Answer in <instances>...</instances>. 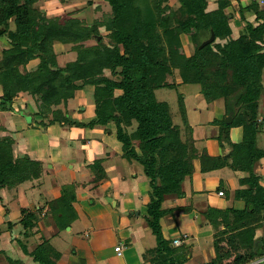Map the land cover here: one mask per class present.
I'll use <instances>...</instances> for the list:
<instances>
[{"label": "trees", "instance_id": "16d2710c", "mask_svg": "<svg viewBox=\"0 0 264 264\" xmlns=\"http://www.w3.org/2000/svg\"><path fill=\"white\" fill-rule=\"evenodd\" d=\"M105 1L112 12L106 24L107 41L102 42L95 32L98 25L88 28L80 20L64 18L63 15L48 18L36 9L38 0H0V30H3L0 36L5 40L4 47H0V111L12 112L13 101L26 94L37 104L33 112L35 116L42 120L52 116L49 124L75 128H105L113 124L122 158L139 165L148 181L144 217L156 243L152 250L147 251L148 261L150 264H181L176 258L180 248H173L172 241L165 240L162 235L160 220L168 212L162 204L166 197H183L182 184L193 174V161L198 160L200 172L206 173L211 170L209 162L212 158L195 148L193 128L187 123V132L182 139L181 126L173 123L168 103L158 101L156 93L168 89V77L175 73L179 74L181 83L200 84L205 96H210V93L213 98L224 96L226 103L241 92L233 122L226 124L222 121L224 128L221 129L220 144L222 146L224 142L231 146L229 159L232 158L233 170L248 176L240 179L246 189L238 191L244 208L229 209L233 216L231 221L217 210H209L205 220L212 226L215 238L230 232L226 243L251 248L248 254L235 256L230 264H246L263 257L264 252L254 248L253 236L259 225L254 216L264 212V187L254 172L256 163L264 158V151L257 147L256 142L260 127L257 102L264 91L261 84L264 8L250 2L244 8L247 12H240L241 18L244 19V14L248 13L262 23L257 27L246 23L238 36L232 38L229 19L224 12L230 6L229 0L217 1V8L210 12L206 11V0H179L176 12L167 5V0H156L158 5L154 12L151 8L148 12L126 11L128 7L134 9L141 2L139 0ZM155 16L160 17L159 21L154 20ZM211 31L215 36L214 42L200 48ZM181 35L195 39V52L190 57L184 53L179 40ZM86 41H94L95 44H80ZM55 43L73 45L76 59L64 67H57L53 51ZM35 60H38L35 68H28V64ZM106 70L111 77L105 76ZM89 87L93 90L95 102L94 119L89 125L70 122L60 109L51 111V107L65 106L76 92ZM239 115L240 121L236 122ZM232 127H242L239 143L234 144L229 139L228 131ZM9 141H3L0 149V189H11L14 184L38 179L41 174L37 161L28 156L11 157ZM90 167L95 175L94 181L99 182L103 178L99 173L101 164L95 161ZM70 210L63 196L51 204L49 213L59 230L64 231L70 226V222H58L64 216V220H68L67 212ZM24 211L22 209L21 213ZM37 218L33 213L21 218L19 223L25 236ZM262 223L264 225V216ZM6 224L12 231L14 223L8 220ZM222 224L224 229L219 231ZM219 241L214 242L217 256L210 264H218L223 257L219 252ZM20 247L38 264H55L59 257L48 242L40 243L30 253L25 245L20 243Z\"/></svg>", "mask_w": 264, "mask_h": 264}, {"label": "rangeland", "instance_id": "374dc122", "mask_svg": "<svg viewBox=\"0 0 264 264\" xmlns=\"http://www.w3.org/2000/svg\"><path fill=\"white\" fill-rule=\"evenodd\" d=\"M139 2L134 9L128 7L127 12H148L149 8H151L152 12H154V7L157 4L156 0H139ZM167 5L173 9L174 12H176V9L179 8L180 3L179 0H167ZM208 3L207 12L213 11L217 8V2L212 4L213 0H206ZM219 1V0H217ZM230 2L232 0H229ZM91 3L92 5H89L88 3ZM258 3V1H256ZM215 4V5H214ZM249 5V4H248ZM247 5V6H248ZM259 7L260 4L258 3ZM247 6H241L237 9V12H247L244 8ZM36 9H38L41 13H44L47 15L48 18L60 16H65L64 18H74L80 20L82 23H84L88 28H90L92 25L96 28L95 25H98L99 27L95 31L98 35V40L102 42L107 41L108 31L106 29L107 19L111 16L112 9L107 4L105 0H38L36 3ZM157 8V7H156ZM264 8V7H260ZM261 9V10H262ZM158 12V11H156ZM172 12L173 15L175 13ZM227 12V13H226ZM229 10H225V14H228ZM142 13H140V17H142ZM160 17L155 16L154 20L159 21ZM158 23V22H157ZM156 26H160L157 25ZM14 27V24L12 25V28ZM159 31V28H156ZM162 32V31H161ZM159 33L160 35L162 33ZM4 37L0 36V47H4L5 40ZM180 43L182 45V48L184 50V53L187 57H190L194 52L196 48L195 39L192 40L185 35H181L179 37ZM200 41V40H199ZM83 46H91L94 45V41H86L80 43ZM80 46V45H79ZM73 45H67L63 46L61 44L55 43L53 46V51L55 53V62L56 66L61 68L64 67L68 62H72L76 59L75 51L73 50ZM75 47V45H74ZM211 49H214V45H211ZM38 63V60L32 61L28 64V68H35L36 64ZM20 71L23 72V68L20 67ZM178 73H175L173 76L168 77L167 80V88L160 90L158 93H156V98L158 101H164L168 103L170 107V113L172 114V121L175 125L178 127L181 126L182 128V139H184V133H186V123L191 128H193V134L194 138L196 139L195 148L198 149V151H204L206 152L210 158H212L209 162V169H211L208 172L214 173L215 170L219 171H225L228 172L229 176L232 178V180L227 182H219L217 179L213 178L211 179L210 176H203L202 177H193L191 175L190 177H187L185 181L183 182V186L185 188L186 193H188V198L192 197L193 195V207L197 209L199 213H202L201 217L204 219L207 218V213L209 210H217V212L221 213V216L225 215L228 218H233L229 209L232 208L235 204L234 201H240V198L238 196L239 190L238 186L230 189L231 185L237 182L239 189L242 188V184L240 183V179L245 178L247 175L246 173L243 174V178L239 176V178H236V175L238 176L239 170L235 171L233 170V161L232 158L227 160L224 159L221 155V144H220V135L222 134L221 129L224 128L222 125V121L224 120V116L226 114V106H225V97H218L213 96L212 99L208 100L207 96H205L202 86L197 83H184L180 81V77L178 76ZM105 76L111 77V74L109 71H105ZM175 80L173 81L172 79ZM263 82L261 81V84ZM80 84V83H77ZM171 85V86H169ZM173 85V87H172ZM93 91L90 87L84 88L81 92H76L75 97L68 101V103L64 105H59L57 107H51V111H57L61 110L63 112V115H65L68 120L72 123H81L80 121H88V118L92 117L91 119H94V96ZM0 95H1V88H0ZM21 97V98H19ZM16 98L13 101L12 104V112L7 111L3 112L0 111V149L3 147L2 142L3 141H9L10 150H11V157H22L23 155H17L18 153L21 154L23 150L29 154L31 157L32 155H36V157H43L49 158V156H52L51 163H42L38 161V164L41 167V174L38 179L34 180H25L19 184L20 188H23L26 191L28 199L31 201H34L36 205H41L42 199H41V193H40V185L42 183H45L46 186L49 188L54 184V180H56L59 185H61L60 190L56 191L58 195L65 197L68 206H70L71 210L67 212L68 220L64 217L59 219L58 222L64 223V222H70L74 218V214L76 213L74 205L79 202L78 194L80 195L81 200H88L90 197L93 199L92 193L90 192V185L88 186V183L90 182V176L88 170L81 169L80 173H76L73 176L71 175V170L68 169L65 172L61 173L58 176L53 175V170L58 168L60 164H57V154L60 149H57V147H53L51 145H48V147L45 145L46 136L51 135L50 130L52 131V135H56L57 131L53 130L54 128L60 129V138L62 137L66 140L68 138L69 133H71L75 127H68V126H62L59 123H53L49 128L46 129L43 126V123L45 124L49 123V120L52 118L51 115L47 116V119L42 120V118L34 115V107L37 105L33 98H31L29 95L22 94ZM260 100V99H259ZM259 103V102H257ZM235 106H237L235 104ZM81 107L84 108L83 112L81 111ZM20 112H23L25 116H30L33 119L32 124H27L25 118H23L20 114ZM6 113V114H4ZM33 115V116H32ZM257 117L259 118L261 116V113H257ZM86 118L85 120H83ZM80 120V121H78ZM41 121L43 123H41ZM236 122L240 121V115L236 118ZM89 125L90 121L85 123V125ZM57 126V127H56ZM239 126V125H238ZM98 128L94 129L95 132L99 130ZM24 130L28 133V137L25 138V143L20 142L17 137L21 133L18 130ZM86 132H92L93 128L86 127L83 128ZM241 129V130H237ZM50 133V134H49ZM15 134V135H14ZM46 135V136H44ZM228 136L237 141H240L242 136V127H232L228 131ZM94 141L97 142L100 137L93 136ZM23 139V138H22ZM98 139V140H97ZM75 141V140H74ZM54 142H52L53 144ZM83 144V143H82ZM7 146L6 144H4ZM85 145V144H84ZM91 147V146H90ZM86 152L89 150V148H85ZM66 156H69V152L66 153ZM103 159L97 158L96 162L99 163ZM95 162V160H94ZM92 162V163H94ZM52 165L54 166L52 168ZM113 167V166H111ZM219 167V168H218ZM92 170V168L90 167ZM89 169V170H90ZM113 171L109 174V177L115 175L116 167L112 169ZM216 174L212 175L211 177L215 176ZM108 177V178H109ZM229 177V179H230ZM248 177V176H247ZM209 178V179H207ZM145 180L146 177H144ZM262 180V178H259ZM105 181V180H104ZM129 183V181H127ZM34 184L35 188L30 190L31 184ZM104 183V182H103ZM79 185V187H78ZM219 185L222 188H224L227 191V196L229 197V207H221L225 203L223 200H226V198H216L215 195V188ZM18 185H13L11 189H14ZM264 187V186H263ZM11 189H0V264H19L18 260L24 255L22 247H20V243L26 246L27 252H32L35 250V248L43 242H50V245H52L56 252L60 254H63L66 250H69V242L70 238L73 237V235H76L74 237H78L80 239H83L85 241H88L91 239V237L88 235L90 234L89 224L84 223L82 225L78 224L77 226L71 224V227L75 230L70 234L68 232L69 227H66L65 231L61 232L62 230H57L58 228L55 225V220L52 219L49 221L50 223H54L55 232H59L57 237L51 238L50 234L45 231V233L41 230V228L44 229L43 221H47L48 214L47 213H41L43 210L35 209V204L33 203V207L27 206L23 208L20 204L14 205V200L16 199L17 195H15V192L11 191ZM29 189V190H28ZM79 189L84 191V193H80ZM242 190V189H241ZM223 191L222 189L217 192L218 197H224L219 195L220 192ZM22 191H20V195ZM200 192H203V196H198ZM86 194V195H85ZM54 194H51L52 197L58 198ZM137 195V194H135ZM138 197V196H137ZM173 197H166V202L170 201ZM54 199L50 202L53 204L55 202ZM95 204H97L96 199L93 200ZM233 203V204H232ZM107 204V203H106ZM147 204V203H146ZM236 206L238 204L236 203ZM214 207V208H212ZM25 210L24 213H21V211ZM188 210V209H185ZM184 210V211H185ZM33 213L35 214L37 218V222L33 225L32 221V227L28 230V236H25L23 234L24 229L22 225L19 223L21 218H23L26 214ZM229 214V215H228ZM29 216V215H28ZM225 216H223L225 218ZM264 216V212L262 211L258 215L255 214V218L258 219V221L262 223V219ZM6 218V219H5ZM215 218V217H214ZM10 220L13 222V230L9 231V228L6 224V221ZM61 221V222H60ZM64 221V222H62ZM138 221L140 224H146V219L144 216H140ZM47 222V223H49ZM260 226V225H259ZM151 232V231H150ZM152 233H149V236H151ZM60 235V236H59ZM152 237L155 240V237L152 235ZM164 238V237H163ZM165 239V238H164ZM49 240V241H48ZM173 246V245H172ZM186 245L185 247H187ZM173 248H176L173 246ZM225 248V247H224ZM179 249V248H177ZM176 249V250H177ZM182 249H179L180 251ZM184 250V249H183ZM222 252V251H220ZM30 257V256H28ZM176 258H179L181 261V256L177 255ZM18 261V262H17ZM17 262V263H16ZM264 260L260 261L259 263L263 264ZM184 263V262H183ZM34 264V263H33ZM36 264V263H35ZM83 264V263H81Z\"/></svg>", "mask_w": 264, "mask_h": 264}, {"label": "crops", "instance_id": "0c3cea01", "mask_svg": "<svg viewBox=\"0 0 264 264\" xmlns=\"http://www.w3.org/2000/svg\"><path fill=\"white\" fill-rule=\"evenodd\" d=\"M256 1H258L260 7H264V0H232L230 2V6L226 8L227 11L229 10L227 16L229 19V26L232 31V38H236L238 36L239 30L242 29L246 23H250L254 27H257L262 23L261 20L256 19L255 15H248V13H245V18L242 19L241 13L237 12L239 7L247 6L250 2ZM216 2L217 0H213L212 4ZM88 4L92 5L91 3ZM262 82L264 87V70L262 74ZM83 110L80 112H83ZM258 112L261 113V116L257 120L260 127L257 133L256 142L257 147L264 151V91L259 100ZM91 118L92 117L88 118V121H91ZM85 119L86 118L83 120ZM88 121L81 120L80 122L85 124ZM32 122L33 119L31 117L30 123L27 124H32ZM45 123L46 122H44L43 126L47 131V128H49L48 126L51 124ZM95 128L97 129L98 127L96 126L92 130ZM53 130L57 131L56 135L53 136L51 130V135H44L47 137L45 140V145L47 147L48 145H51L60 149L56 152L58 158L56 161L57 164H60V166L53 170V175L58 176L68 169L71 170L70 173L72 176L76 173H80L82 168L88 170L87 173H89V176L91 177L88 186L90 185V192L94 197L93 199L90 197L88 200H81L80 195L78 194L79 197L77 198H79V202L74 205L76 213L74 214V218L71 220L68 229V232L71 234L75 230V228L73 229V227H71V224L74 223V225L77 226L78 224L82 225L87 223L89 224L88 231H90L88 238L90 236L91 239L88 242L78 237H74L76 235H73V237L70 238L69 250L60 254L58 259L55 261V264H150L148 261L150 256L147 254V251L152 250L156 246V243L152 235L150 234L151 236H149V233L151 232L147 225L140 224L138 221L139 217L141 215L145 216L147 212L146 203L148 202L149 192L148 181L144 179L142 168L139 165L129 163L122 158V150L120 144L116 140L114 125L109 124L105 128L100 127L96 132L95 130L92 132H86L83 128H76L69 133L66 140L63 137L62 139L59 137L61 132L60 129L54 128ZM104 130H107V132H104ZM237 130L239 131L241 129ZM18 131L21 133L19 136L15 137L20 139V142L25 143V138L29 136L28 133L30 132L24 133V130L21 129ZM93 136L100 138L99 140L97 139V142H95L94 138H92ZM229 139L235 144L241 141L242 136L240 141L237 142L233 140L231 136ZM52 142L54 143L52 144ZM85 148H89V150L86 152ZM68 152L69 156H66V153ZM17 155L28 156L31 160L37 162L40 161L45 164H50L51 160L49 159H52V156L46 158L45 156L36 157V155H32L31 157L24 150L21 154L18 153ZM221 155L224 157L223 145L221 146ZM97 158L103 159L100 162L101 168L99 172L103 178L99 182L94 181L95 175L90 169L91 164H93L92 162H94V160L96 161ZM53 167L54 166L52 165V168ZM115 167V175L109 177V174ZM193 167V177L199 176L203 178V176L206 175L210 176L211 179H217L218 183L220 181L227 182L232 180L228 172L225 171L215 170V173L214 171L213 173L212 171L201 173L198 160L193 161ZM254 172L259 178H262V180H260V184L264 186V158L256 163ZM214 174L216 175L211 177ZM243 174L244 173L241 172L238 173L236 178L238 179L239 176L243 178ZM54 181V184H52L50 188L46 186L45 183L40 185L42 199L41 205H36L34 201L29 200L30 198L26 195L27 190L25 191L23 188H20L19 185L14 189H11V191L15 192V195H17L14 200L15 206V202L17 204L23 203L21 204L25 205L22 206L23 208L30 205L33 207L34 203L36 210L42 209V214H48L47 221H43V225L45 227L44 229L41 228V230L44 233L47 231L51 238L57 237L59 233L55 232V229L57 228L54 223L52 224L49 222L52 219V215L49 213V209L51 207L50 202L53 198L58 199L60 197V195L56 194V191L60 190L61 185H59L56 180ZM127 181H129V183ZM233 183L234 185L232 184L230 187L231 190L236 186H238V190L246 189L245 186H242V188L239 189L238 180ZM31 185L32 186L29 187L30 190L35 188L33 183ZM218 188H221L223 192H225L223 195L224 197L217 196V192L219 191ZM20 191H22L21 195ZM80 191L81 190L79 189V192ZM182 191L184 193L182 198L173 197L170 201L166 202L167 200H165L163 202L162 208L168 210V212L160 220L162 235L165 240L173 242L178 239L183 242L181 246L176 247L182 249L177 254L181 256V264H210L217 256V252L214 248V242L218 240H220L218 243L219 249L222 251L219 252L223 255L218 264H230L235 256L248 254L251 248H243L241 245H230L226 243L230 232L215 238L212 226L203 217H201L202 213H199L197 209L193 207L192 198H194L195 195L188 198V193H186L184 187H182ZM54 192V196L58 198L51 196ZM214 192L216 198H226V200L222 199L224 202H220H226V204L221 207H229V197L227 196V191L218 185ZM80 193L83 194L84 191L82 190ZM202 193L203 192L198 193V196H203ZM94 199H96L97 204L93 201ZM234 202L235 205L232 208L235 210H242L244 208L243 201ZM236 203L238 206H236ZM232 219L230 218V221ZM258 224L260 226H256L253 236L255 243L254 248L264 252V225L260 222ZM223 229L224 224L219 226V231ZM61 232L63 231H60V235ZM48 243L50 245V242ZM186 245L188 246L185 247ZM116 248H120V250L116 251ZM259 260L263 261L264 256L251 260L246 264H262L259 263ZM18 261L19 264H35V262H33L31 257H28V255H23Z\"/></svg>", "mask_w": 264, "mask_h": 264}, {"label": "water", "instance_id": "95a60500", "mask_svg": "<svg viewBox=\"0 0 264 264\" xmlns=\"http://www.w3.org/2000/svg\"><path fill=\"white\" fill-rule=\"evenodd\" d=\"M2 31L3 30H0V34H2ZM214 40H215V36H214V33L211 31L210 37L207 40L203 41L199 47L203 48L209 44H212L214 42ZM240 95H241V92L227 100L226 115L224 117V121L226 124H231L233 122L234 117L236 116V114L238 112V110L235 108V104H236L238 98L240 97ZM81 110H83V108H81ZM20 115L25 118L27 123H30V121H31L30 116H25V114L23 112H20ZM222 144H223V156L225 159H229L232 148H231V146H228L224 142H222ZM67 229H69V228H67Z\"/></svg>", "mask_w": 264, "mask_h": 264}, {"label": "built area", "instance_id": "2783aa9c", "mask_svg": "<svg viewBox=\"0 0 264 264\" xmlns=\"http://www.w3.org/2000/svg\"><path fill=\"white\" fill-rule=\"evenodd\" d=\"M219 195H221V196H223L224 194H223V191H221L220 192V194ZM183 242H182V240H174L173 242H172V245L174 246V247H179V246H181V244H182ZM120 250V248H116V251H119Z\"/></svg>", "mask_w": 264, "mask_h": 264}]
</instances>
